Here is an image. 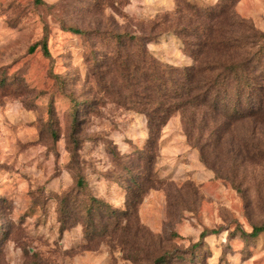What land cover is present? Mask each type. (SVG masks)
<instances>
[{"label":"rangeland","instance_id":"obj_1","mask_svg":"<svg viewBox=\"0 0 264 264\" xmlns=\"http://www.w3.org/2000/svg\"><path fill=\"white\" fill-rule=\"evenodd\" d=\"M263 225L264 0H0V264H264Z\"/></svg>","mask_w":264,"mask_h":264},{"label":"trees","instance_id":"obj_2","mask_svg":"<svg viewBox=\"0 0 264 264\" xmlns=\"http://www.w3.org/2000/svg\"><path fill=\"white\" fill-rule=\"evenodd\" d=\"M37 4H41L42 3V0H35ZM78 33V32H77ZM214 43V42H213ZM211 43L210 44V49L209 50H214V44ZM35 47L31 49V51H34ZM44 52L46 55H49V52H48V49L47 47L45 46L44 48ZM212 61V60H210ZM192 90L191 92H193V90H199L201 89L200 88V84H204L206 86H208V88H212L214 89V86L216 85V83L218 84V78L214 75V76H211V74L209 75H204L203 71L200 69V70H195V75L194 77L192 78ZM212 89V90H213ZM215 98H217V96H215ZM195 101H198V97H195L194 98ZM172 114V110L168 109L165 113V116L168 118L170 117ZM205 233H207L206 231H204V233L201 235V238H204L205 236ZM264 233V225L261 226V227H254V230L251 234H246V236L250 237L251 239H257L260 237V235ZM212 234H215L214 232H212ZM246 237V238H248ZM162 260H158L157 263H160Z\"/></svg>","mask_w":264,"mask_h":264},{"label":"crops","instance_id":"obj_3","mask_svg":"<svg viewBox=\"0 0 264 264\" xmlns=\"http://www.w3.org/2000/svg\"><path fill=\"white\" fill-rule=\"evenodd\" d=\"M241 4V3H240ZM241 13V12H240ZM244 18H245V16L243 15V14H241ZM144 203V202H143Z\"/></svg>","mask_w":264,"mask_h":264}]
</instances>
